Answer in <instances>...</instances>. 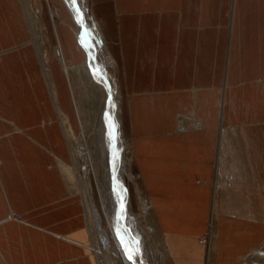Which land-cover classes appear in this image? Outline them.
<instances>
[{
	"label": "crops",
	"instance_id": "1",
	"mask_svg": "<svg viewBox=\"0 0 264 264\" xmlns=\"http://www.w3.org/2000/svg\"><path fill=\"white\" fill-rule=\"evenodd\" d=\"M91 1L120 68L128 100L123 127L126 136L133 133L139 190L147 193L171 263L207 261L198 238L207 227L213 180L219 189L211 264L240 263L264 243L261 0L254 10L253 0ZM26 37L16 0H0V153L7 154H0V264H94L84 247L81 207L38 144L64 157L58 131L39 124L47 103L33 108L35 98L45 97L34 54L13 52ZM179 113L196 116L201 129L175 133ZM5 118L20 121L27 134ZM9 209L25 222L4 221Z\"/></svg>",
	"mask_w": 264,
	"mask_h": 264
},
{
	"label": "rangeland",
	"instance_id": "2",
	"mask_svg": "<svg viewBox=\"0 0 264 264\" xmlns=\"http://www.w3.org/2000/svg\"><path fill=\"white\" fill-rule=\"evenodd\" d=\"M29 1L32 13L37 18L41 26L42 36L40 38V41L44 48L46 61L45 64L42 63V58L39 53V47L35 43L39 40L37 41L34 36L31 24H29L30 21H28L29 17L27 11L25 10V3H23L22 0H16V4L21 13L22 21L27 31V37L21 41L19 40L14 43L13 52L29 48L32 50L37 62L39 74L44 83L45 97L44 99L43 97H40L38 98V100L35 98L33 108L41 110L43 109V104H48L45 105L44 112L42 110L40 111V114H42L44 117L40 119L39 124L41 127H51L52 129L54 128L58 131L59 136H57L55 140L56 143L58 142V144H60L64 149V157L58 156L52 149H49L40 143L38 144L41 149H43L51 157L54 165L57 168V171L59 172L61 181L66 190V194L70 198L76 199L81 207L84 230L87 236V243L84 244L86 251L92 257L93 263L98 264V260L94 254L93 238L94 228L96 226V218L94 215H96L99 220L98 226L100 225L99 228L101 227L100 230H102L107 239V244L111 253L108 257L106 256L107 254H102V256L104 257H102L104 259V262L106 264H116L115 261H111L112 259L110 256H113L121 264H127L124 260L122 251L116 246L114 242L113 235L115 234L112 233V229L109 225V217L111 216V209L113 208L112 196L109 189L110 179L108 172L111 167V161L110 157L108 156V148L106 149L107 141L104 135L105 130L104 127H102L103 124L101 118L104 112L106 113V115H108L107 113L109 110L115 109L118 110V127L120 129L121 136V139L118 142V146H122L121 149H124V146L126 144L129 146L130 150L129 161L126 165L127 174L121 175V179L125 187L128 199V207L126 208L128 219L136 224L134 227H128V224H125L122 231L128 239L130 247L132 249L138 250L137 256L139 257L140 264H152L153 261L156 264H172L171 259L167 253L164 240H162L163 237L160 233L158 225V231L157 227L156 230L155 228L154 230H152L148 225L149 219H151L152 221L154 220L157 224L154 215L152 214V212L145 213L142 210V195L147 198V201L148 196L143 189V192L139 190V187L142 188V180L140 178V174L134 159L133 133L130 132V136H126L123 127L122 106L123 102L128 103V100H123V92L120 87L119 79L120 68L118 62L106 47L99 27V21L96 19L95 14L93 13L92 1L77 0L83 13L82 19L84 21L86 29L91 33L92 40L97 46L96 61L99 66L98 73L100 76H102V78H104L105 85L109 89L108 92H105L102 86H97L100 92V99L95 108L90 103V98L88 96V93H86L87 91L84 84L82 82H79V85L76 84L71 77V71L73 68L80 67L88 61L87 52L79 41L77 33L79 31V25L76 21V17L73 11L68 6L66 0ZM257 1L259 2V0L252 1V10L255 9V4L257 3ZM261 4L262 10L264 11V0H261ZM230 19L231 14L229 21ZM80 29L82 28L80 27ZM82 30L86 31L85 27H83ZM28 81L30 87H32V78L30 77ZM77 85L79 86V88ZM123 91L126 92V90ZM58 92L63 95V98L61 95H59ZM221 93L222 95L220 100V112L222 110L224 100L223 90ZM58 96H61V99ZM77 104L84 110L85 116L87 118V130L85 132L82 126V117L78 114L77 111ZM60 114H63L65 117H67L66 124L68 125V128L72 134V143L76 150L71 147V143L68 140V131L66 130L65 123L61 121ZM181 118H183V120L186 122V129L179 125V123H182V121H180ZM175 119L176 128L174 132L177 134H182L180 132L188 133L201 129L200 127H198L200 126L199 120L192 114L185 115L179 113L176 115ZM15 121H11L10 119L6 118L4 119V122L11 125L15 129V131L25 136L27 133L16 124L20 123V121ZM23 122L31 123V120L25 118ZM221 123L222 122L220 120L219 114L218 124L220 125ZM183 129L185 130L183 131ZM101 131L104 133H102ZM83 132L86 135H84ZM112 143H114L112 148V156H114V154L116 153L117 142L113 139ZM0 154L7 155L5 151ZM60 166H63L62 174L67 185L62 179ZM68 177H72V181L70 183H68ZM111 182L114 185L115 191L118 192H116V194L121 197L117 183L113 180H111ZM218 189L219 186L213 180L211 185V196L213 198H211L210 202L207 227L205 232L198 238L200 245L204 247V255L206 248L208 250V247L211 246L210 240L208 239L210 235V231L208 232V228L210 225L212 204L213 202L215 203V200H217L218 202V198L214 199L215 197H217ZM103 194L105 196L104 200L107 206L106 215L103 206ZM122 211L123 206L122 202H120V207L118 209V221L122 217ZM3 220L16 223L25 222L23 215L15 211L14 209H9ZM137 220H140L141 225H138L136 223ZM203 238H206L205 243L201 241V239ZM148 252L153 257V259L150 261L147 258ZM238 264H264V243L248 256H246Z\"/></svg>",
	"mask_w": 264,
	"mask_h": 264
},
{
	"label": "bare ground",
	"instance_id": "3",
	"mask_svg": "<svg viewBox=\"0 0 264 264\" xmlns=\"http://www.w3.org/2000/svg\"><path fill=\"white\" fill-rule=\"evenodd\" d=\"M22 1H23V3H25V7H26L25 10L27 11V14L29 17L28 21H30L29 24H31V28L33 30L34 36H35L37 41L39 40L38 42H35V43L39 47V53H40L41 58H42L41 59L42 63L45 64L46 56L44 53V48H43L41 41H40V38L42 36L41 26H40L37 18L32 13V10H31L30 5H29L30 1L29 0H22ZM66 2L68 3V6L71 8V10L73 11V13L76 17V21L79 25V31L77 32L78 37H79V41H80L81 45L85 48L87 55H88V61L86 63H84L80 67H75L72 69L71 77L73 78V80L75 81L76 84H78L79 82H82L84 84L86 91H87V92L86 91L85 92L88 93V96L90 98V103L95 108L97 106L99 99H100V92H99L97 86H99V85L102 86L104 88L105 92H108L109 89L105 85L104 78H102V76H100L98 73V67L99 66H98L97 61H96L97 46H96V44H94V42L92 40L91 33L86 29V26H85L84 21L82 19L83 13H82V10L80 8V5H79L77 0H66ZM82 26L85 27L86 31L82 30L83 29ZM80 27L82 29H80ZM46 73H47V70H46ZM48 78H49V76H48ZM78 88H79V86H78ZM77 109H78L77 110L78 114L83 118V119L81 118V120H83L82 126H83V130L85 132L87 130L86 129L87 128V126H86L87 125L86 124L87 118L85 116L84 110L78 104H77ZM107 114L108 115H106V113L104 112L102 114L101 120H102V124H103L102 127H104V130H105L104 135H105L106 141H107L106 149L108 148V156L110 157V161H111L110 162L111 163V167H110L111 175H110V169L108 172H109V179H110L109 180V186H110L109 189H110L111 196H112L113 208L111 209V216L109 217V225H110V228L112 229V233L115 234V235H113V238H114V242H115L116 246L122 251L123 256H124V260L126 261V263L130 264V261L126 258L125 251H126V249H129L131 247H130V243H129L128 239L126 238V236L124 235L122 229H123L125 224H128V227H130V226L134 227L136 224L131 222L130 219H128L127 210H126V208L128 207V199H127L125 187H124L122 179H121V175L127 174L126 165L129 161V154H130L129 151L130 150H129V146H127V145L124 146V149L123 148L121 149L122 146H120V147L118 146V142L121 139L120 129L118 127V121H119L118 110H115V109L112 110L111 109L108 111ZM60 116H61L60 117L61 121H63V123H65L66 130L68 131V140L71 143V147L73 149H75L74 145L72 143V134H71V132H70V130L66 124L67 123L66 117L62 114H60ZM221 118H222V116H221ZM180 126L186 129V126H187L186 122L184 120H182V123L180 124ZM101 129H103V128H101ZM185 129H183V131ZM84 132H83V134H84ZM102 133H104V132H102ZM84 135H86V134H84ZM113 139L117 142L116 143V145H117L116 153L114 154V156H112V148H113V144H114V143H112ZM111 176H112V178H111ZM73 177H74V175H73ZM68 178L70 179V180L67 179L68 183H70L72 181V177L71 178L68 177ZM111 180H113L117 183L118 190H119L121 197H119L116 194L117 191H115L114 185L111 182ZM70 187H71V185H70ZM116 190H117V188H116ZM102 196H103V201H104V205H103L104 206V212L106 215L107 214V206H106V202L104 200L105 196H104V194ZM120 198H121V200H120ZM120 202H122L123 211H122V217L118 221V209L120 207ZM141 204H142V210L145 213H151V211L149 210V207H148L147 198L143 195L141 198ZM94 216L96 218V226L94 228V237H93L94 238V254L98 260V264H106L104 262V259H103L104 257L102 256V254L105 253V254H107L106 256L108 257L111 253L109 250V246L107 244V239H106L105 235L103 234L102 230H100V228H101V227L99 228L100 225L98 226L99 220H98L96 215H94ZM214 218H215V213H212V221L210 223L211 224L210 235L208 237V239L210 240L211 246L208 247L207 257H206L207 261L205 262V264H210L211 263V257L213 256L212 255V251H213L212 248H213V241H214V232H213V220H214ZM136 223L138 225H141L140 220H137ZM148 223H149L148 225H149L150 229L154 230V228H155V230H156L157 224L155 223L154 220L152 221L151 219H149ZM157 231H158V227H157ZM110 257L112 259L111 261H115L116 264H121L115 257H113V256H110ZM147 258L149 261L153 259L152 255L149 252L147 253ZM155 258H156V256H155ZM136 264H140V260H139L138 256L136 257ZM152 264H156V263L153 261Z\"/></svg>",
	"mask_w": 264,
	"mask_h": 264
},
{
	"label": "snow or ice",
	"instance_id": "4",
	"mask_svg": "<svg viewBox=\"0 0 264 264\" xmlns=\"http://www.w3.org/2000/svg\"><path fill=\"white\" fill-rule=\"evenodd\" d=\"M125 255L126 258L130 261V264H136V257L138 255L137 249H132V248L126 249Z\"/></svg>",
	"mask_w": 264,
	"mask_h": 264
},
{
	"label": "built area",
	"instance_id": "5",
	"mask_svg": "<svg viewBox=\"0 0 264 264\" xmlns=\"http://www.w3.org/2000/svg\"><path fill=\"white\" fill-rule=\"evenodd\" d=\"M205 239H206V238H203V239H201V241L205 243Z\"/></svg>",
	"mask_w": 264,
	"mask_h": 264
}]
</instances>
